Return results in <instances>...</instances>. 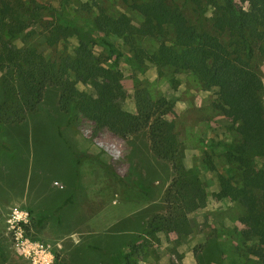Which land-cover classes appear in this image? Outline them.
<instances>
[{"label":"rangeland","instance_id":"rangeland-1","mask_svg":"<svg viewBox=\"0 0 264 264\" xmlns=\"http://www.w3.org/2000/svg\"><path fill=\"white\" fill-rule=\"evenodd\" d=\"M10 1L28 17L31 0ZM34 1L40 5L34 22L11 41L33 45L51 60L72 54L80 41L106 55L101 33L92 26L99 8L114 17L127 14L132 27L143 20L129 0H70L64 7L60 0ZM173 3L190 22L211 29L212 5L198 16L190 0ZM236 3L250 8L248 2ZM105 38L128 55L119 62L124 107L134 109L138 86L171 105L165 117L177 133L189 176L204 194L201 206L188 214L190 232L144 234L149 219L166 214L164 195L173 176L170 164L150 150L147 130L123 138L107 128L94 132V122L82 115L68 123L58 105L59 88L48 85L35 112L17 123L0 122V264H116L114 255L133 245L137 264H262L244 246L250 241L239 237L244 206L217 196L220 177L235 165L223 145L239 135L212 107L215 89H205L190 71L136 60L122 37ZM220 40L228 44V29ZM139 45L152 53L157 42L142 37ZM253 63L264 83V55L257 52ZM78 87L94 93L88 84ZM43 214L48 217L40 223Z\"/></svg>","mask_w":264,"mask_h":264},{"label":"trees","instance_id":"trees-1","mask_svg":"<svg viewBox=\"0 0 264 264\" xmlns=\"http://www.w3.org/2000/svg\"><path fill=\"white\" fill-rule=\"evenodd\" d=\"M200 16L206 5L214 7L211 29L190 22L173 0H129L143 20L132 27L130 17H114L99 8L92 26L101 33L106 55L93 52L80 41L72 54L58 60L46 58L33 45L17 47L11 39L33 22L40 5L31 0L28 17H23L10 0H0V122H20L35 112L45 88H59L58 105L72 123L78 115L94 122V132L107 128L125 138L147 130L153 155L170 164L172 181L165 191L166 214H156L147 222L145 233L190 232L188 214L201 206L204 194L198 180L189 176L180 152V142L171 122L165 117L170 103L155 97L147 87L134 91V109L124 107L126 97L119 66L128 55L105 38L116 35L128 44L138 61L147 60L159 67L186 70L197 75L205 89L214 88L211 105L230 121L238 133L237 142L223 145L229 162L228 176L220 177L218 197L236 199L244 206L239 232L248 239L251 255L264 264V83L253 59L264 55V0L248 2L249 9L238 7L236 0H190ZM70 0H60L62 7ZM96 4L95 0H92ZM59 26H55L57 33ZM228 29L229 42L220 35ZM5 36V38L3 37ZM142 37L157 42L152 53L139 45ZM88 84L93 92L80 89ZM69 199L56 207L58 211ZM48 217L43 214L39 222ZM134 245L126 253H116V264H137Z\"/></svg>","mask_w":264,"mask_h":264}]
</instances>
